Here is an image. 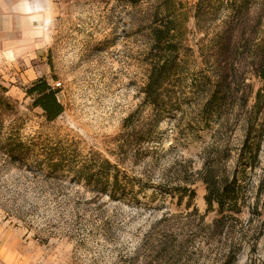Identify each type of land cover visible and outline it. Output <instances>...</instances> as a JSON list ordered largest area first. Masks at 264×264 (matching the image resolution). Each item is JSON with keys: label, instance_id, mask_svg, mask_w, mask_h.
<instances>
[{"label": "rangeland", "instance_id": "1", "mask_svg": "<svg viewBox=\"0 0 264 264\" xmlns=\"http://www.w3.org/2000/svg\"><path fill=\"white\" fill-rule=\"evenodd\" d=\"M48 3L40 50L0 54V85L7 89L0 88V96L12 104L0 127L5 132L16 122L24 140L71 148L79 158H107L155 184L193 181L196 196L189 209L187 198L178 205L169 195L153 206L114 201L69 175L51 179L13 165L0 151V264H223L232 243L243 246L234 264H264V91L251 126L250 143L259 146L255 165L237 170L242 211L226 220L228 229L212 227L211 238L206 233L218 214L207 210L200 179L206 166L225 180L239 165L248 118L264 84L258 73L264 0ZM165 15L174 20L180 41L178 64L152 142L134 144L130 134L142 131L143 138L155 112L144 102V89L151 26ZM40 77L58 90L64 106L52 122L26 93ZM217 81L219 101L208 103ZM165 239L175 248L185 240L181 255L159 253Z\"/></svg>", "mask_w": 264, "mask_h": 264}, {"label": "trees", "instance_id": "2", "mask_svg": "<svg viewBox=\"0 0 264 264\" xmlns=\"http://www.w3.org/2000/svg\"><path fill=\"white\" fill-rule=\"evenodd\" d=\"M128 1L132 4H137L142 0ZM159 21L160 22L155 20L154 24L151 26V70L149 80L144 89V102L151 106L155 112L151 118L152 120L150 119V122L146 124L145 131L143 130V138L138 137L142 131L133 130V133L130 134L129 139L134 144L152 142V127H154V125L159 122V118L164 115L161 111L164 107H167L168 104L166 101V88L171 84L170 77L175 71L176 64H178L180 41L174 32V20L165 15L162 16ZM258 73L264 82V45ZM219 84L220 82H218L217 86L213 89L208 103L213 102V100L219 101ZM0 88H2L3 91H7L4 86L0 85ZM263 91L264 84L257 93V100L253 106V112L248 118L250 130H248L244 151L239 159V165L232 178L218 180L213 166H206L203 171L200 172V179L204 181L207 190L205 195L207 210H215L218 214L214 223L210 225L208 233H206L209 238L215 235L216 229H219L220 232L225 228L228 229L227 226L229 225L226 220H228V218L237 219L235 215L242 211L240 196H242L241 189L243 186L239 182V173L237 170L241 168L243 172L248 166L253 167L255 165L259 146H257L256 149V144L250 143L251 126L257 124L255 122L262 108L261 97H263ZM26 93L33 97V104L43 110L47 121H55L64 112V106L57 96L58 90L54 88L46 78L40 77L35 80L26 88ZM11 105L7 96L1 95L0 116L3 112H12L10 111L12 109ZM136 113H138V111L131 113L126 118V128L133 125V122L130 125L129 122L133 120ZM3 129H5L4 125L0 127V151L4 155L6 161L26 169L29 172L44 174L51 179H59L63 178L64 175L65 177L69 175L74 182H84L93 190L96 196H108L109 199L114 201H130L134 204L142 203L147 206H153L157 199L169 195L177 199L178 205H181L184 199L187 198L188 209L192 206V201L196 196L195 189L190 186L193 181L187 185L176 186L155 184L151 182V180H144V178L140 176L128 173L127 170H122L118 163H113L107 158H102L95 154L90 157L86 156L87 158H79V156L73 153L74 150L72 151L71 148L61 146L56 148L53 144H46L34 137L24 140L19 131L20 126H16V122L11 124L8 131L4 132ZM120 146H123V144ZM249 153L253 156H250ZM148 188H153L151 194H148ZM141 193L143 197L146 198V201L142 200L140 196ZM156 203V206L160 205L159 200ZM194 212H197V208H194ZM192 214L191 212L189 217L192 216ZM212 227L216 229L211 230ZM185 243L186 241L182 240L176 245L177 248H175L173 244L170 243L169 239H165V241L161 242V250L159 253L164 252L165 255L168 256H174L175 254L181 255L180 252L186 247ZM242 247V244L232 243L226 252V260L223 264H234L237 261V256Z\"/></svg>", "mask_w": 264, "mask_h": 264}, {"label": "crops", "instance_id": "3", "mask_svg": "<svg viewBox=\"0 0 264 264\" xmlns=\"http://www.w3.org/2000/svg\"><path fill=\"white\" fill-rule=\"evenodd\" d=\"M48 5V0H0V54L40 50L51 14Z\"/></svg>", "mask_w": 264, "mask_h": 264}]
</instances>
